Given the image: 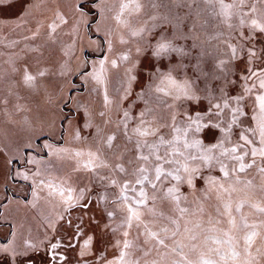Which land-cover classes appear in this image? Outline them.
I'll return each instance as SVG.
<instances>
[{"label": "snow or ice", "instance_id": "1", "mask_svg": "<svg viewBox=\"0 0 264 264\" xmlns=\"http://www.w3.org/2000/svg\"><path fill=\"white\" fill-rule=\"evenodd\" d=\"M54 2L56 6L49 7V0H0V13L17 10L13 15L23 21V24L18 26L31 31L34 40L39 39L42 34L49 41L61 33L67 35L68 41L65 43L68 51L65 55L74 54L78 40L74 42L72 38H78L83 29L86 28L93 34L103 33L100 37L101 43L95 47V50L102 54L99 64H89L85 61L78 73V76L84 78L85 84L91 85L95 82V85L104 87L102 106L97 109L91 98L87 103H78L76 111L80 113L79 118L64 131L75 140H83V133L87 130L88 136L91 137L90 143L97 145L95 153H88L89 163L73 165L74 172L82 169L96 172L92 162L106 151L104 145H107V149H117L105 156L111 166L104 162L97 166L109 169L108 173L97 175L101 181L107 180V184L102 187L119 188L118 192L112 193L111 203L114 208L107 211L106 216L114 217L117 213H123L121 228L124 229H132L135 221V240L144 245V249H140L138 245L137 251H143L144 256H147V246L151 243L155 248L158 244L161 247L156 249L157 255L163 258L167 255L164 251L168 249L166 240L180 246L176 237L192 233V229L188 227L192 221L185 219L190 214L189 208L181 205L196 203L197 211L192 212V216H196L197 212H204L201 201L211 200L213 193L216 194L215 198L220 200L221 192L229 191L224 186L225 182L232 177L239 182L238 173H258V176L247 180L246 184L252 185L254 180H258L260 191L264 193V47L252 46L256 45L258 40L264 41V26L254 27L251 33L243 28L237 31V26L229 22L231 17L226 18L224 23L227 24L229 39L220 41L224 45L225 58L214 57L213 68L209 71L205 65L212 53L207 50L206 44L208 41L220 39L224 33L203 38L202 33L198 31L202 27L200 13L191 7L193 0H171L175 8L187 7L189 10L162 18L158 12H148V19L153 22L151 29L147 28L146 21L137 18L140 26L132 32L133 36L141 37V41L136 44L138 55L135 58L140 63L136 64L116 46L115 39H108L109 35H114L112 29L101 28L99 25L94 30L92 28L93 24L104 17L108 8L106 0H65L66 7H61L59 0ZM206 2L212 3V0ZM148 3L153 10L161 7L157 0H148ZM219 3L222 9L240 10L241 26L244 9H248L250 14L257 11L255 5L250 4L248 0H236L232 5H225L223 0H219ZM255 3L261 6L260 11L264 15V0H255ZM132 4L131 10L134 12L146 7L138 0H132ZM121 9H129V4H121ZM119 19L120 16H117V20ZM157 21L160 22L156 23ZM123 23L125 27L131 26L129 21ZM252 24L255 25L256 21L252 20ZM236 38L244 43V48H238ZM120 43L127 42L121 39ZM34 50L39 51V48ZM105 52L110 55L104 56ZM118 53L119 60L129 61L133 67L124 69L123 75L127 79L122 77L121 88L117 89L122 94L113 100L108 92L107 81L110 77L104 74L106 67H120L116 58ZM60 68L61 70L57 71L55 68L41 70L37 67L35 75L23 70H20V74L33 92L43 90L47 101L51 103L61 91L62 80L66 78L64 65H60ZM189 70L195 74L194 77L188 76ZM16 71L17 69L13 68V72ZM133 72L136 74L132 75ZM2 80L3 76H0V81ZM200 80L204 81L203 89L197 87ZM216 81H219V84L214 87ZM145 82L147 89L162 96H157L156 100L152 101L149 91L145 88ZM169 85L175 87L169 88ZM133 86L138 87L140 91L128 108L124 109L122 101L133 94ZM11 87H15L14 82ZM94 91L99 92V88L90 87L89 97ZM217 98L222 103L215 102ZM112 105L116 107V120L109 115ZM138 105L143 107L133 115V110L137 109ZM161 112H164L163 116L160 115ZM62 123L66 124L67 118ZM60 142H64L63 132ZM60 142L40 146L34 145L32 138L27 137L17 147L19 150L20 147L26 146V151L34 153L31 159L24 158V166L33 165L35 170L31 172V178L40 181L38 187L41 190L45 186L52 188L51 181L45 185L44 180L40 179L43 172L50 171L55 166V161L74 158L69 156L70 149L58 146ZM226 144L231 147H226ZM41 153L44 156L50 153L53 159H38ZM74 155L79 157L82 153L76 152ZM257 157L260 158L259 161ZM246 158L250 162H246ZM112 173L124 175L117 179L113 178ZM16 175L22 176L24 181L30 179L27 171L14 172L13 178ZM67 179L71 180L72 177L68 176ZM146 184L150 185V191L145 190ZM137 186H140L138 195ZM184 189H187L186 193ZM58 192L61 207L64 204H67L69 209L79 207L81 216L74 221L71 216L65 220L61 215V223L58 226L45 225L54 234L50 236L49 231L44 232L39 244L31 234L25 237L23 232H20L18 237L11 232L0 237V264H89V261L91 264H140V260H125L126 256L132 255L131 252L115 250L120 247L119 241L115 239L118 231L116 228L109 232L106 223L102 227L99 221L93 224L94 217H89L88 220L83 218L85 211H104L96 209L97 200L90 197L96 195L99 199L107 200L106 194L89 188L88 184L77 188H72L69 184L67 189L61 187ZM73 192L79 193L75 197V204L72 203ZM51 195L49 191V196ZM189 196L192 201H189ZM213 207L217 216L214 218L208 213L207 222L211 224L215 219V223L220 224L219 217L225 213L219 206ZM224 208L228 209L229 205L224 204ZM258 211L264 213V207H259ZM145 214L167 221L168 226L160 231L149 230L142 218ZM228 215L231 217L230 211ZM101 218L106 219L104 216ZM229 223L234 227L231 218ZM141 227L150 240L141 241ZM195 227L199 228L201 224L196 223ZM244 227L255 228V225L245 223ZM85 228L93 235L84 240V249H80L74 242L78 236L82 238L87 235ZM129 234L128 230L122 233L123 237H128ZM257 235L252 231L244 237L246 259L243 264H264V238L257 243L254 240ZM189 238L195 241L197 236L190 235ZM215 243L220 244L222 241L217 239ZM224 243L232 246L231 256L236 260L240 253L235 250V238L229 235ZM109 246L114 250L109 252ZM132 247L128 240H124L123 249L129 250ZM192 247L195 248L196 245L193 244ZM172 251L175 252L176 249L173 248ZM214 251L220 253L219 248ZM110 256L113 259H110ZM221 259L225 260L226 257L221 254ZM145 264L149 262L146 261ZM150 264H162V261L152 260ZM173 264L183 262L174 261ZM186 264H191V261H186ZM203 264L215 262L204 260Z\"/></svg>", "mask_w": 264, "mask_h": 264}, {"label": "rangeland", "instance_id": "2", "mask_svg": "<svg viewBox=\"0 0 264 264\" xmlns=\"http://www.w3.org/2000/svg\"><path fill=\"white\" fill-rule=\"evenodd\" d=\"M61 7H66L64 5L65 0H59ZM139 3L145 5L139 12L132 11V0H106L108 8L101 20H98L96 24L92 25L93 30L99 25L101 28L107 27L113 30L114 35H109L108 39H115L116 46L122 50L123 54L129 55L130 59L135 61L136 64L140 62L136 60L138 53L136 52V44L141 41L140 36H133L132 32L140 26V21L137 18H142L146 21L147 28L151 29L153 27V22L148 19L147 13L152 12L156 14L158 12L159 16L162 18L165 15H173L177 12L184 13L189 9L187 7L175 8L171 4V0H157L161 4L158 10H153L148 3V0H138ZM225 5H232L236 0H223ZM250 4L255 5L257 8L256 12L249 13L248 9L243 10V25H240L241 12L240 10L233 8H221L219 0H212V3H207L206 0H193L191 7L193 10H198L200 13V21L202 27L198 29L203 35V38L216 36L218 33H224L220 39L208 41L206 44L207 50L212 53L208 57V62L205 65L206 70L211 71L213 68L214 57L225 58L223 56L224 45L220 42L222 39H229L227 36L228 28L227 24L224 23L225 19L231 17L230 23L236 25V30L239 31L243 28L244 31L251 33L254 27L264 26V15L261 14L260 5L255 3V0H248ZM121 4H129V9H121ZM166 5V6H165ZM54 0H49V7H55ZM250 15V17H249ZM117 16L120 19L117 20ZM16 20V17H11ZM252 20L256 21V24H252ZM18 22L20 20L17 19ZM124 21H129L131 23L130 27H125ZM1 22V21H0ZM157 21L156 23H159ZM23 23V21H22ZM31 26H29L30 28ZM2 29V26L0 27ZM0 29V30H1ZM28 30V29H27ZM103 35L102 32H90L88 29H83L80 36L73 37V41L78 40V45L74 51V54L70 53L65 55L68 51L67 42L68 36L63 33L59 34L54 40L49 41L43 34L39 39H32V32L28 30L27 39V49L33 46H39V51L36 54L27 50L20 51L18 49L17 53L12 54V57L20 58V64L18 67L20 70L28 72L29 74L35 75V69L39 67L41 70H48L55 68L60 71V65H64L63 71L66 73V78L62 80L61 91L56 94L54 100L49 103L46 99L45 92L40 90L39 92H33L28 83L23 81V78L19 74L15 75L13 70V64H8L7 59L0 50V76H3V80L0 81V150H2V155H0V237L13 233L15 236H19L20 232H23L24 236L27 237L29 234L32 235L34 241L39 244L44 232L49 231L45 225L54 224L59 225L61 221L59 217L62 215L64 219L67 220L69 216L75 221V219L81 216V210L79 207L69 209L67 204L61 207V197L59 196L58 189H67L70 184L72 188H77L83 184H88L89 188L98 190L102 194L108 196L107 200L99 199V196L93 195L90 199H96L97 204L96 209H101L104 211H85L83 212V218L88 220L89 217H94L93 224L97 221L100 222L103 227L105 223L109 227V232L112 228H116L118 231L116 233L115 239L119 241V249L117 251H129L132 255L125 257L126 261L140 260V264H145V262H150L152 260L162 261V264H173L174 261H181L186 264V261H191V264H203L204 260H211L215 264H243L246 259L244 253V237L245 235L255 231L258 235L254 240L258 243L261 238H264V213L258 211L259 207H264V193L260 191L259 181L254 180L252 185L246 184L247 180L253 179V176H258V173H253L249 175L246 173H238L239 182H236V178L232 177L225 182V188H228L227 193L221 192V199L217 200L215 198V193H213V198L208 201H201L204 207V212H197L196 216H192V212L197 211L196 203H189L187 206L189 208V215L185 219L192 221L189 223L188 227L192 229V233H186L184 236H177L176 240L179 242L180 246L168 243V249L164 250L167 252L163 258L157 255L156 249L161 246L156 244L155 248L152 247L150 243L147 246L146 251L149 253L144 256L143 251H137V246L140 249H144L143 244H139L135 240V235L137 233V228L124 229L121 228L123 213H117L114 217H107L106 212L113 210L114 206L111 203L112 193L118 192L119 188L114 187H102V185L107 184V180L101 181L97 175H106L109 169L97 167L101 162L109 163L111 162L105 159L106 155H110L112 151L117 149H107V145L104 147L106 151L99 154V159L92 162V167H96V172L90 170L82 169L79 172H74L73 165H83L89 163L88 153L92 151L96 152L97 145L90 143L91 137L88 136L87 130L84 131L83 140H75L71 135L64 131V129L69 128L73 121L79 118L80 113L76 111V105L78 103H87L91 98L95 102L97 109L101 108L104 95V87L102 85H95L93 82L91 85L84 83V78L78 76V73L84 66V62L87 61L89 64L95 62L99 64L102 58V54L95 50L96 44L101 43L100 37ZM146 36V32H145ZM123 39L127 43L121 44L120 40ZM247 42V38H245ZM106 43V41L104 42ZM236 43L238 48H244V43L236 38ZM218 47H214L217 46ZM253 47H264V41L258 40V42L252 45ZM24 45L22 46V48ZM16 52V51H14ZM119 54H117L119 68H107L105 76L110 77L107 81L108 92L110 99H115L122 93L118 92L117 89L121 88L120 79L124 77V69L132 68L133 64L129 61H121L118 59ZM104 56H109L110 54L105 52ZM251 59V57H250ZM8 67V68H7ZM97 74H99V69H97ZM136 73L133 72L132 75ZM194 73L189 70L188 76L194 77ZM264 77V74H262ZM39 79V78H38ZM53 79H57L53 77ZM14 82L15 87H11V83ZM219 84V81L214 82V87ZM99 88V92H92L91 97H89L90 87ZM16 87L18 89H16ZM174 85H169V88H174ZM200 89L204 88V81L200 80L197 84ZM145 88L150 93V99L152 101L156 100L157 96H162L160 93H154L150 89H147V82H145ZM140 89L133 86L132 95L127 99L122 101V108H128L129 104L135 100L136 95L139 93ZM219 94H217V97ZM215 102L222 103L221 100L217 98ZM143 105H138L137 109L133 110V115L136 111ZM83 109L81 108V111ZM109 115L113 120L117 119V112L115 105L111 106V111ZM161 116L164 112L160 113ZM67 118V123L64 124L62 121ZM150 118V117H147ZM95 122V121H94ZM253 126H255L253 124ZM63 132V140L61 141V133ZM111 134V133H109ZM31 137L32 143L34 145L48 144V143H58L59 147H66L70 149V157L63 161H55V166L48 172H43L40 179L44 180L45 185L48 181L52 182V188L49 189L47 186L41 190L39 185V180H34L31 178V172L34 171L33 165L24 166V158L27 157L31 159L34 153L32 151H26L25 147H20L17 150L19 144L23 143L25 138ZM241 143H243L241 141ZM115 145L116 142L114 141ZM258 146V138H257ZM226 147H231L230 144H226ZM82 153L81 156L75 157V153ZM38 159L52 160L53 157L49 153L48 156H44L43 153L38 157ZM259 161V157L256 158ZM18 160V162H17ZM246 162H250L246 158ZM127 167V165H126ZM29 172L30 179L24 181L22 176L16 175L13 178L14 172ZM113 178L119 179L123 176V173H112ZM222 175V174H221ZM71 176L72 179L68 180L67 177ZM87 177V178H86ZM137 186V195L139 191ZM145 190L150 191V185H145ZM49 191L52 195L49 196ZM185 193L187 189L183 190ZM36 193V195H33ZM131 195V193H129ZM73 201L75 204V197L79 193L73 192ZM199 195V193L197 194ZM67 198V193L65 199ZM189 201H192V197L189 196ZM224 204H228L229 208L225 209ZM34 205V206H33ZM219 206L221 211L225 214L220 216V224L208 223V213H210L214 218L217 213L213 206ZM134 207H137L133 204ZM151 206L150 204L148 205ZM143 208V206H140ZM165 213L167 214V209L165 208ZM230 211L231 217H229L228 212ZM104 216L106 219H102ZM144 222L148 225L151 231H160L163 227L168 226L167 221L160 219L159 217L153 218L151 215L145 214L142 216ZM234 221L233 224L229 223V220ZM200 223L201 227L196 228L195 224ZM255 225V228L248 227L245 228L244 225ZM124 230L129 231L128 237H123L122 233ZM87 235L82 238L78 236L77 240L74 242L80 249H84V240L88 236L93 235L91 231L87 228L84 229ZM141 241L144 239H151L146 236L143 227L139 229ZM228 233V235H225ZM53 232L49 231V235H53ZM190 235H196L197 239L195 241L190 240ZM235 238V250L240 253V256L236 260L232 259L231 252L232 246L227 241L228 236ZM111 238V237H110ZM219 239L222 243L217 244L215 240ZM124 240H128L133 247L129 250L123 249ZM195 244L196 247L193 248L192 245ZM175 248L176 251L173 252L172 249ZM220 249L218 254L214 249ZM114 249L109 246V252ZM221 254H223L226 259H221ZM255 254V253H253ZM113 259V257H109ZM91 264V261H89Z\"/></svg>", "mask_w": 264, "mask_h": 264}, {"label": "crops", "instance_id": "3", "mask_svg": "<svg viewBox=\"0 0 264 264\" xmlns=\"http://www.w3.org/2000/svg\"><path fill=\"white\" fill-rule=\"evenodd\" d=\"M17 10L12 11H6L4 13H0V17H7L6 19L0 18V27L2 26V29L0 30V50H2L1 53L4 54V57L7 59L8 64H13V68L17 69L15 72V75L19 74L20 68L18 67V64H20V58L18 57H12L11 55L14 53H17L18 49H20L19 53L27 50L33 52V54H36L37 51L34 49L39 48V46H33L31 45L27 49V39H28V30L25 27L18 26L22 25V21L18 22L17 17L13 15V12ZM11 17H16V20H13ZM24 47L22 48V46ZM16 51V52H14ZM1 61V60H0ZM8 68V67H7ZM9 70L12 72L13 70L9 68ZM16 89H18L16 87Z\"/></svg>", "mask_w": 264, "mask_h": 264}]
</instances>
